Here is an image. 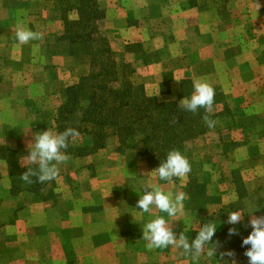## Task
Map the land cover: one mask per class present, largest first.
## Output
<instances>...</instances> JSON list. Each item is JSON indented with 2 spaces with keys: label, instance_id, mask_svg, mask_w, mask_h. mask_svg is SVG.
<instances>
[{
  "label": "rangeland",
  "instance_id": "rangeland-1",
  "mask_svg": "<svg viewBox=\"0 0 264 264\" xmlns=\"http://www.w3.org/2000/svg\"><path fill=\"white\" fill-rule=\"evenodd\" d=\"M65 1L0 0V242L12 226L20 240L0 249V264H219L215 257L194 260L174 246L150 248L142 227L165 216L191 242L203 223L220 224V233L230 212L245 216L240 225L248 234L249 215H264V87L251 83L264 79V0H97L104 14L100 34L117 63L134 66V83L165 102L179 99L184 80L206 81L220 100L211 112L215 126L186 142L181 153L191 172L172 182L159 180L135 151L118 152L112 138L93 155L66 153L53 181L33 176L31 184L21 183L28 168H37L26 158L34 134L58 132L63 91L91 71L68 54L64 19L76 21L79 12H63ZM21 27L40 38L19 43ZM192 181L204 185L210 198L200 211L189 206ZM149 186L186 193L179 215L167 218L154 206L139 212L138 193ZM118 193L128 200L120 212ZM31 209L35 222L28 219ZM23 238L29 248L22 247ZM235 260L247 264L245 256Z\"/></svg>",
  "mask_w": 264,
  "mask_h": 264
},
{
  "label": "trees",
  "instance_id": "trees-1",
  "mask_svg": "<svg viewBox=\"0 0 264 264\" xmlns=\"http://www.w3.org/2000/svg\"><path fill=\"white\" fill-rule=\"evenodd\" d=\"M68 3L69 0L62 2L63 12L69 13L76 8L79 19H64L63 40L69 44L68 54L87 62L91 71L63 91L64 100L56 117L57 130L63 132L73 128L80 133L71 140L66 153L93 155L105 149L110 139L116 138L118 152L135 151L156 169L169 151L181 152L186 142L210 130L204 117L212 120L216 115L203 108L192 113L179 107L180 101L192 93L190 81L182 82V92L176 101L160 102L158 98L147 95L145 87L132 80L136 74L134 66L119 60L117 63L109 41L100 34L99 22L104 14L98 8L97 0H81L78 4L70 2L66 5ZM219 101L214 98V105ZM79 138L83 140L81 146L74 143ZM196 184L192 181L187 193L189 206L200 211L210 198L204 193L205 186ZM229 227L233 226H223L213 240L218 242V254L232 250L234 258L240 260L245 251L241 241L248 233L239 224L235 226L239 235L229 237Z\"/></svg>",
  "mask_w": 264,
  "mask_h": 264
},
{
  "label": "clouds",
  "instance_id": "clouds-1",
  "mask_svg": "<svg viewBox=\"0 0 264 264\" xmlns=\"http://www.w3.org/2000/svg\"><path fill=\"white\" fill-rule=\"evenodd\" d=\"M16 40L21 44H26L30 40L39 39L38 33L23 27L18 28L15 33ZM193 90L189 97H184L179 104L185 111L196 113L203 108L206 112H212L214 105V89L206 81L196 79L193 82ZM209 128L215 126V121L204 117ZM80 133L73 128H68L63 132L52 130L38 131L34 134V143L28 147L27 160L36 165V170L28 168L21 175V179L31 184L32 177L36 176L40 183L50 182L58 178L60 168L68 156L66 150L72 139L78 137ZM161 181L172 182L173 178L186 177L191 172V164L188 159L178 150H171L166 158L160 161L159 166L152 171ZM139 199L136 207L142 213H150L153 206L160 212L165 213L167 218H174L183 209V203L187 198L184 192L166 193L159 187L149 186L142 194L138 193ZM244 215L239 211L230 212L225 223L232 225L228 228V236L239 235L236 225L241 224ZM247 227L250 232L242 238L241 247L245 249L244 256L247 264H264V215H249ZM220 227V224H219ZM215 222H208L199 225V230L191 240L173 230L169 219L165 216H157L144 223L142 227V240L148 242V247L156 249H167L174 246L189 253L194 260L201 257L213 258L224 262V264H237L235 253L232 250L220 251L218 254V242L213 240L219 228ZM225 257L229 259L225 261Z\"/></svg>",
  "mask_w": 264,
  "mask_h": 264
},
{
  "label": "crops",
  "instance_id": "crops-1",
  "mask_svg": "<svg viewBox=\"0 0 264 264\" xmlns=\"http://www.w3.org/2000/svg\"><path fill=\"white\" fill-rule=\"evenodd\" d=\"M251 2H253V1H251ZM258 2H259V0H258ZM261 5V4H260ZM117 11L118 10H113V9H110L109 10V12H112L113 14H115V13H117ZM259 17H261V22H264V16H259ZM259 20V19H258ZM127 20H125L124 22H126ZM124 34H125V32H124ZM130 40L129 39H127L126 37H123V39H122V42L123 43H128ZM131 42V41H130ZM146 48H148V47H146ZM149 49V48H148ZM252 64L253 63H251L250 62V66H252ZM153 68V67H152ZM253 82H260L261 83V86L262 87H264V79H262V80H260V79H253V81H251V83H253ZM262 105H264V100H263V103H262ZM129 194V193H128ZM129 196V195H128ZM125 201H127V202H122L121 201V199H120V196H119V193H118V212H120L121 211V209L122 208H124V207H126L127 206V204H128V200H125ZM33 210L34 209H31L30 210V213H29V215H28V219H29V221H32V222H35L33 219H32V215H31V213L33 214ZM107 214H109V212L107 213V211L104 213V215H106V217H105V219L107 220V221H109V217H108V215ZM117 220L119 221V219H114V221L113 222H116V223H118L117 222ZM11 232H14L15 234H16V232H18V230H16L15 229V226H12V227H9L8 229H7V233H5V235H4V240H3V242H0V249H2V250H7V247H8V249L10 248V246H16V245H19V242H20V240H18V242H16V240H15V238H14V233H11ZM0 234H2V233H0ZM29 245H30V243H29V241L26 239L25 240V238H23V242H22V247H24V246H28V247H26V248H29ZM40 253H41V255L43 254L41 251H40ZM11 260L12 261H15V255L13 254V255H11ZM40 258H41V256H40ZM27 259V258H26ZM43 259H46L45 257H43ZM28 260V259H27ZM37 264H41V262H40V260L39 259H36V261H35ZM43 264H44V261H43Z\"/></svg>",
  "mask_w": 264,
  "mask_h": 264
}]
</instances>
